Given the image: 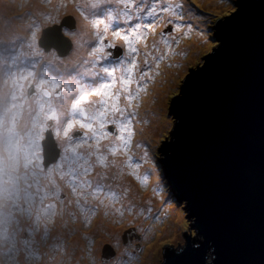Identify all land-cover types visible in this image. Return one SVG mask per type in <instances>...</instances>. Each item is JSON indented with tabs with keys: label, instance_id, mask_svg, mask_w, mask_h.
I'll return each instance as SVG.
<instances>
[{
	"label": "rangeland",
	"instance_id": "rangeland-1",
	"mask_svg": "<svg viewBox=\"0 0 264 264\" xmlns=\"http://www.w3.org/2000/svg\"><path fill=\"white\" fill-rule=\"evenodd\" d=\"M113 1L114 4L100 20H106L110 12L115 16L123 10V0ZM168 2L184 5V20L178 21L182 25L181 29L176 31L169 14L159 9L155 18L156 27L151 31L142 29L145 42L137 47L143 52L142 61L146 58L145 52L150 53V56L147 57L148 65L144 63L140 65L136 73V82L131 86L135 94L137 82L140 85L139 98L134 100L135 108L129 109L136 114L132 121L134 132L132 142L127 151L120 150L113 155L108 147L110 141H101L100 152L91 157L90 165L93 173L86 177L92 183V189H84L82 194L73 192L69 183L70 178L67 176L61 178L60 169L57 171L50 169L49 166L53 163L46 167L39 163V166H43L45 170H39L41 184L37 200L44 195L48 187L44 182L49 179L47 170L53 171L54 183L59 193L57 198L46 201L56 206L53 211L58 214L48 223H40L42 219H49L47 216H41V204L39 201H34L29 210L26 201V194L35 193L37 188L34 176L37 162L33 143L36 135L31 133L28 138L20 137L15 142L0 143V162H2L0 168L8 171L13 177L0 178V264H71L73 262L74 264H136L135 260H138V264H142L143 261L146 262L144 264H162L163 247L179 249L184 245L182 233L188 232L189 221L185 218L187 213L182 209L183 203L177 206L176 201L171 200V197L166 198L163 203L167 191H164L163 178L159 179L154 150L159 144L158 141L169 138L173 118L171 114L168 116V103L171 98L178 96L180 80L187 73L188 68H199L204 57L216 47L218 42L213 28L214 23L236 10V0H168ZM2 3L15 5L10 11L0 13L6 19L0 22V33L6 32L8 19H17L21 33L27 35V40H19L17 43L27 41L28 45L12 46L15 38L13 37L7 40L8 46L3 45V48H0V128L4 125L5 114L18 113L19 105L14 97L16 81L18 87L25 89L27 85L36 81H39L41 87L46 86V79L49 78L57 84L54 93L63 88L64 99L59 103L60 109L54 116L55 123L59 124L62 117H69L71 104L76 102L75 99L79 97L81 91H95L111 82L107 73L98 71L100 67L108 69L109 72L117 70L118 77L126 74L122 69L123 64L126 66L128 62L126 55L124 60L113 61L112 64L106 62L104 57L96 62L95 75L85 74L92 70L93 63L90 53L94 49L90 38L93 37L97 42L99 40L96 38L95 30L90 28L85 31L82 22L89 24L99 18H91L87 15L88 7H85L84 3L67 7V0H42V3L36 0H0V7ZM148 3L150 4L151 1L148 0ZM40 7L41 10H38ZM132 10L134 11V8ZM68 16L75 19L76 26L75 30L69 29L72 51L67 58H58L61 56L49 51L50 48L45 52L37 50L35 41L33 44V37L37 36L40 28ZM152 20L153 18L144 17L145 23ZM115 21L123 26L120 28L112 26ZM137 22L139 21L136 19L128 22H124L122 18L113 20L107 35H111L110 39L113 40L112 32L118 29L125 33ZM189 25L192 26L191 32L188 31ZM205 26L212 28L210 31L213 30L209 33L215 35L212 42L198 30H202ZM172 37H176L175 42L172 41ZM116 42L126 49L127 45L122 41L117 39ZM81 49L83 50L79 54ZM198 50L199 52L196 53ZM5 52H8L7 59ZM192 53L198 54V58L193 59ZM78 56L81 57V61L74 68H69L67 63L76 61ZM152 57L163 58L153 62ZM38 58H44L51 64L60 63L62 67L58 72H49L47 62L45 61L43 66ZM157 64H159L158 68ZM149 66H151V78L140 80V72L148 70ZM12 67H21L20 72L23 76H13ZM95 81L97 83L92 89ZM117 87H120L119 83ZM124 103L122 98L121 106H124ZM110 126L113 125H108ZM109 134L112 137L117 134L114 126ZM90 151L95 150H90L87 146L85 154L90 155ZM145 152H147L146 158H144ZM100 155L106 157V163L103 165L97 159ZM137 165L139 168L136 167ZM122 178L125 181L121 182ZM96 185H99L102 191L94 195ZM60 209L64 211L60 213ZM176 214L180 215V219ZM77 216L81 218L80 223L75 219ZM76 224H80L83 235L76 234ZM132 227H135L141 236L136 250L139 259L126 252L133 251L134 248L122 246L123 232H131ZM194 237L198 238L195 234ZM105 244H111L117 255L102 263L101 250ZM121 247L123 250L119 254L120 262H117L116 258ZM145 255L148 256L147 259ZM126 257L129 261L125 260ZM150 259L153 261L150 262Z\"/></svg>",
	"mask_w": 264,
	"mask_h": 264
},
{
	"label": "water",
	"instance_id": "water-1",
	"mask_svg": "<svg viewBox=\"0 0 264 264\" xmlns=\"http://www.w3.org/2000/svg\"><path fill=\"white\" fill-rule=\"evenodd\" d=\"M68 18L42 30L57 34L46 46L61 57L72 48L61 30ZM213 28L220 43L180 80L169 138L154 150L163 203H183L189 221L184 245L163 247L162 264H264V0H236ZM57 157L46 133L43 166ZM131 235L124 231L122 243ZM114 254L103 245L101 262Z\"/></svg>",
	"mask_w": 264,
	"mask_h": 264
},
{
	"label": "snow or ice",
	"instance_id": "snow-or-ice-1",
	"mask_svg": "<svg viewBox=\"0 0 264 264\" xmlns=\"http://www.w3.org/2000/svg\"><path fill=\"white\" fill-rule=\"evenodd\" d=\"M101 2L111 3L112 0H97V2L91 3L89 6L87 3L85 7H90L91 9H97L100 7ZM124 8L117 15H113L111 12L107 14V19L100 20L94 19L89 24L90 27L95 30L96 38L99 40V46L96 47L91 53L92 57V70L86 72V75H95L97 72V61L103 59L108 53L105 52V34L109 32L111 27V22L113 20H122L124 22L131 21L133 19L139 22L131 26L125 33L122 34L121 31L112 32V36L118 38L125 45H127L126 56L129 58L127 65L123 64V72L126 73L122 76H117L115 71L109 72L108 69L100 67L99 72H105L110 77V83L104 84L102 87L97 88L95 91H85L80 95L79 99L72 104V109L81 111L86 117V123L79 125L82 130L85 131V136L90 138L89 140H94V143H87L88 148L94 149L95 151H90L89 154H81L77 151V148H72L66 153L64 160L62 161L61 170L59 176L61 178L67 176L69 177V183L71 185L72 191L82 194L84 189H92V183L86 179L89 174V165L91 163V157L101 150V141L109 140V151L115 155L120 150L127 151L131 145L132 138L134 135L132 128V121L135 117L134 111H129V109H134V100L139 98L140 85L137 82V91L134 94L131 86L136 82V73L140 69V64L138 63L137 57L139 55L137 45L144 43V33L142 29L153 30L156 27L155 18L157 16L158 9L163 13L169 14V19L173 23L176 31H180L181 24L178 21L184 20V5L181 3H169L168 0H161V3H148V0H123ZM134 8V11L132 10ZM238 13V12H237ZM153 18L152 22L145 23L144 17ZM211 19V18H209ZM101 26L102 29H101ZM207 26H205L201 31L203 36L208 37V41L213 40L215 35H209L210 31ZM188 31H192V26H188ZM38 32V29H37ZM173 42L176 41V37L171 38ZM35 37H33V44ZM220 43L219 41H216ZM114 44H107L108 48L114 47ZM147 45L145 44V48ZM37 54H39L37 52ZM150 53L145 52V59L143 63L145 65L149 64L147 57ZM163 57H152L153 62L157 59H162ZM159 67V64L156 65ZM151 66L148 70L140 72V80H147L151 78ZM119 83L120 87H117ZM98 99H90V98ZM125 101L124 106H121V100ZM75 124H79L78 121H74L73 124L68 125V130L64 133L65 137H69L72 128ZM108 125H113L116 128V135L114 137L110 136L107 131ZM84 145H80L83 147ZM147 157V152L144 154V158ZM100 164L106 163V157L100 155L97 157ZM139 168V165L136 166ZM34 173L35 183L37 185L36 192H29L26 194V201L28 203V209L31 210L32 203L34 201H39L41 204V216L49 217L48 220H41L40 223H48L55 215L58 213L53 211L56 207L51 203H46L49 199H55L58 196L57 187L54 183L53 171L47 170V176L49 179L44 181L48 187L45 190L43 196H40L37 200V195L40 191L41 178L39 176L40 166L35 164ZM147 179V178H145ZM73 181H76L75 183ZM102 191L99 185H96L94 189V195ZM64 209H60L62 213ZM27 242V241H26Z\"/></svg>",
	"mask_w": 264,
	"mask_h": 264
},
{
	"label": "flooded vegetation",
	"instance_id": "flooded-vegetation-1",
	"mask_svg": "<svg viewBox=\"0 0 264 264\" xmlns=\"http://www.w3.org/2000/svg\"><path fill=\"white\" fill-rule=\"evenodd\" d=\"M150 1L151 3H157V4L161 3V0L159 2L158 0H150ZM85 2L88 5L89 4L91 5V3L97 2V0H89ZM113 4H114L113 0L111 3L101 2L100 7H98L97 9H91L90 7H88L86 9V13L87 15H90L91 18L98 17L100 19L103 15H105V13L109 10L110 6H112ZM157 15H158V12H157ZM62 19L55 21V22L48 23L44 25L43 27H41L37 36H35L36 37L35 45L39 47L38 42L45 39L44 44H45L46 49L40 48V47L39 48L42 49L43 51L45 50L47 51L49 48L46 45L49 42V39L52 37V34L49 33L48 35L42 37V30L49 26L59 25ZM82 25L85 26V23L82 22ZM75 26H76L75 19L70 18L69 26L61 27V30L64 35L69 37L70 30H74ZM116 31H121L122 34L124 33L123 30L116 29ZM110 36L111 35L105 34V52L108 53V55L105 56L104 60L112 64L113 61L124 60V56L126 55V52H127V47L125 49L124 47L120 46L118 42H116L118 38L114 37V39L111 40ZM90 39L92 40L91 42L92 49H95L99 45V42H97L93 37H91ZM110 43L114 44L115 46L112 48H108L107 44H110ZM71 44H72V41H71ZM49 51H52L54 54L58 55L56 51L53 50V48H50ZM138 52H139V55L137 57V60H138V63L142 65L143 64V61H142L143 52L139 48H138ZM67 56L58 57V58L65 59L67 58ZM128 59L129 58H127V60ZM12 69L16 70V67H12ZM96 83L97 81L93 83L92 89L95 87ZM29 89H30V92L28 93ZM56 89H57L56 83H48L47 86L41 87L38 82L30 83L29 85L26 86L25 89H23V87H18L15 92V96L20 101L19 103L23 105V108L21 109V113H18V115L14 116L13 118L5 117V121H6L5 126H6L7 135L14 136L15 138H18L20 135L22 136L27 133H34L36 135L35 144L37 148V158H38L36 164L41 163L43 165V158H42L43 138L47 130L51 131L56 147L59 150L58 161L55 164H52L51 166H49L50 169L53 168V170L55 171L59 169L61 170L62 161L64 160L66 153L70 151L72 148H77V151H79L81 154H85V150L87 148L86 144L88 142L94 143V140H89L90 138H87L85 136V131L82 130L81 127L79 126L81 124H85L87 120V117L81 111L74 110L72 109V107H70L69 117H62L60 119L59 124L55 123L54 121L55 113L59 111L60 109L59 103L64 99V97H62L63 88H61L60 91L54 93ZM84 92L85 91H81L79 94V97ZM88 92H91V91H88ZM53 93L54 95H52ZM79 97L75 100L77 101ZM26 110H28L30 113H26ZM74 121H78L79 124H75L72 128V131L69 137H65L64 133L68 130V125L73 124ZM21 128H23V130H21ZM111 128L112 126L108 127L107 131L110 132ZM2 133H3V129H0V135ZM79 135H81V137H79ZM82 144L84 146L80 147V145ZM40 169L42 171L45 170L43 166H41ZM91 173H93L92 166L89 165V174ZM0 175L4 178H8L10 173L8 171L0 172ZM110 246L113 248L111 244ZM122 246L123 247L131 246L132 248H134V252H136L139 244L138 242L132 240L131 238H128L127 244L126 245L122 244ZM139 248L141 249V247ZM113 250L115 249L113 248Z\"/></svg>",
	"mask_w": 264,
	"mask_h": 264
},
{
	"label": "bare ground",
	"instance_id": "bare-ground-1",
	"mask_svg": "<svg viewBox=\"0 0 264 264\" xmlns=\"http://www.w3.org/2000/svg\"><path fill=\"white\" fill-rule=\"evenodd\" d=\"M36 1H38L39 3H42V0H36ZM79 3H86V2H84V0H67V7H73L75 5H79ZM14 5L15 4H11V6H10V4L2 3V5L0 7V13H4V12H7V11H10V8L12 6H14ZM38 10H41V7ZM33 11L37 12L36 10H33ZM39 14H41V12ZM1 21H6L5 17L2 16V14H0V22ZM20 36H22V37H20ZM13 37H15V38L13 40L14 43H13L12 46L16 47L18 45H22V46H27L28 45V42L27 41L26 42H22L21 44H18L17 43L19 40H24V39L27 40V35L26 34L24 35V34L21 33V26L19 25L17 19H8V25H7V28H6V32L5 33H0V48H3V45L5 47L8 46L9 44H7V40L12 39ZM51 39H53V40L54 39H58L57 34H53L52 37H51ZM82 50L83 49L80 50V53L79 54H81ZM198 52H199V50L196 53H198ZM4 54H6V57L5 58L7 59L8 58V52H5ZM191 57L193 59L194 58L196 59V58H198V54H193L192 53L191 54ZM80 61H81V57L78 56V59L76 61L68 62L67 63V66L69 68H74ZM46 62H47V68H48V71L49 72H51V71L58 72L61 69V67H62V65L60 63H53V64H51L48 61H46ZM44 180H46V179H44ZM123 181H125V180L122 178V181L121 182H123ZM176 217L178 219H180V215H177L176 214ZM75 219L78 221V223H80V221H81L80 216H77ZM173 220H175V217H174ZM67 228H68V226H67ZM75 231H76V234L77 233L78 234H82L81 231H80V224H76ZM122 250H123V247H121L119 249L118 256L116 258V259H118L117 262H120V256H119V254L122 252ZM114 252H115V250H114ZM126 252L131 253L133 256H137L138 259L140 258V256L136 252H133V251H126ZM116 255H117V253L114 254V257ZM147 257L148 256L145 255V259H147ZM125 260L126 261H129V259L127 257H126ZM149 261L152 262L153 259H150ZM135 263L138 264L139 263L138 260H135ZM144 263H146V262L143 261L142 264H144ZM71 264H74V262L71 263Z\"/></svg>",
	"mask_w": 264,
	"mask_h": 264
},
{
	"label": "clouds",
	"instance_id": "clouds-1",
	"mask_svg": "<svg viewBox=\"0 0 264 264\" xmlns=\"http://www.w3.org/2000/svg\"><path fill=\"white\" fill-rule=\"evenodd\" d=\"M146 18H148L147 16H146ZM67 26H69V24H67ZM91 27H90V24H85V31H88L89 29H90ZM92 29V28H91ZM63 33V32H62ZM160 33V32H159ZM160 35H161V33H160ZM145 38V37H144ZM144 41H145V39H144ZM45 52V51H44ZM38 158H37V156H36V160H37ZM0 172H5L4 170H0ZM0 178H4V177H2L1 175H0ZM5 179H7V178H5ZM133 228V227H132ZM193 234L194 233H192V236H193ZM130 238L132 239V240H134V241H136V242H140V239H141V236L137 233V231H136V229H135V227L133 228V235H131L130 236ZM138 238V239H137ZM133 252H134V250H133ZM105 263V262H104Z\"/></svg>",
	"mask_w": 264,
	"mask_h": 264
},
{
	"label": "trees",
	"instance_id": "trees-1",
	"mask_svg": "<svg viewBox=\"0 0 264 264\" xmlns=\"http://www.w3.org/2000/svg\"><path fill=\"white\" fill-rule=\"evenodd\" d=\"M229 15H230V14H229ZM35 46H36V45H35ZM35 48H36L37 50H39L37 46H36ZM158 156H159V155H158Z\"/></svg>",
	"mask_w": 264,
	"mask_h": 264
}]
</instances>
